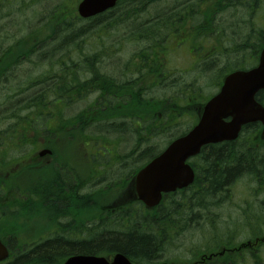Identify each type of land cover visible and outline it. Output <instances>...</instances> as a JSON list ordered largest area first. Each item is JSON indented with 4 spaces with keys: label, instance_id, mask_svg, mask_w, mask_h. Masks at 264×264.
I'll return each instance as SVG.
<instances>
[{
    "label": "rangeland",
    "instance_id": "obj_1",
    "mask_svg": "<svg viewBox=\"0 0 264 264\" xmlns=\"http://www.w3.org/2000/svg\"><path fill=\"white\" fill-rule=\"evenodd\" d=\"M81 1L82 0H0V43L3 39H9V44L16 43L19 39L30 40L31 45L29 44L28 48L23 51V53H25L29 48H32L31 51L36 50L35 45L45 40L43 43L45 52L53 51V47L56 44L64 42L62 33L60 36L58 35L56 38H52L55 34V28H62L63 24L64 27H69L72 30L71 32L74 31L78 35L69 48L71 54L69 63L72 64V62H74L75 67L80 65L81 68L86 66H99V76L102 77V75H106L108 80H113L117 86L125 88L128 97L131 96L129 85L131 83L135 84V82L142 77L153 76L148 75V73L149 68L154 66L156 68L154 73L157 74L159 72L158 75H161V77L157 75L158 78L153 77V80L146 77L138 81V83L139 85L141 84V87L142 84H144V90L146 89V93H141V96L146 99H152L159 104V109L155 111L154 116L143 117L151 124L148 128L163 127V130L159 131L155 129L149 131L148 134L156 132L157 135H152L153 137L146 138L147 141H145L140 135L138 136L137 133L138 126L143 124L138 118L139 120L134 122L135 128L132 129V131L123 132V134L112 132L104 126L111 125L113 122L121 119L122 122H124L126 119H129L130 116L128 114L123 116V118L116 116V114L121 113V110L118 111L115 109L117 104H111L110 102L106 104L103 102L104 97L101 99L100 106L93 108V101L96 100L99 91L95 88H90L88 90L84 88V97L77 103L73 102V104L71 103V99H65L63 117L64 121H69V119L74 120L81 111L87 108L89 111H92L90 117H93V121L100 119V127H103L99 128L97 124H94L85 131V135H89V138L93 141L92 143L89 141V143H84L79 136H76V139L73 140L68 137L63 138V135H60L59 140H54V137H50L51 139L49 140L39 135H37L38 139H36L33 134H30L29 140L35 139L37 142L27 141L24 143L25 146L23 145V148L20 150L8 148V146L3 143L5 147H0V151L3 152V149L6 151L5 154H7L6 156H8V160L11 161V163L0 166V194L2 195L0 196V215L5 218L3 219L0 216V235L6 239L11 237L16 239L15 246L18 251H20L21 248L24 249L26 246L42 242L47 237L48 239L54 236L64 237L65 234L74 236L73 238H68V240L91 241L92 239V241H96L99 236H95V229H97L99 225L98 219L100 217L103 218L106 213L114 216L118 215V211L122 209L125 212L127 208L125 204L136 205L135 187L132 178L135 172L142 168L145 163H138V155L149 146H155L157 150L162 151L167 144H169L168 142L174 138V135H180L184 132L189 125L192 124L191 122L200 107V103L205 97L208 98L210 96L209 94L216 89L217 79H220L223 70L232 67H244V65L251 66V59L247 55L242 56V54L230 56L231 59L214 56L204 63H199L197 60L192 61L193 56L189 54V50H181L178 48V41H175L177 38L174 36L164 41L168 42L167 46L169 48H178L174 50V52L168 51V53H171V56L166 62V65H170L171 69L174 70V74H167L164 76V71H161V67L163 66L162 63H150L147 59L143 58L138 59V62L142 63L144 66L142 74H138L137 71L140 66L137 65L136 59L130 57L133 53H140V51L146 47V45L140 41L145 40L148 43L145 49L149 51L151 43L161 42L163 39H149L150 37L145 39L140 36L138 39H135V43L127 42V36L130 33L128 29L130 23L123 24V22L119 23L116 21L120 15V11L96 21H81L77 16V7ZM175 1L176 0H162L148 13H145L141 21L149 22L154 16H160L162 13L161 10L168 8L170 5H174ZM186 2H188V0H186ZM124 16H127V13H125ZM73 17H76L77 20ZM187 22L188 21L183 20V23L174 25L175 30L179 28L185 30V28L189 27ZM102 28L110 31L100 33L99 31ZM146 29H149V25ZM240 30L244 37L248 39L247 43L251 41L255 35L248 29L241 28ZM154 33L155 37L161 36L160 31H155ZM138 40L140 41L138 42ZM184 40L185 47L189 49V38L185 37ZM199 44H203V37L201 35L197 36L196 45ZM202 46L203 52L206 55L215 52L217 47L216 44ZM58 49H60L59 46ZM153 51L155 53L151 54L157 55L166 52L162 48H157ZM244 51L249 52V49L245 48ZM60 53L59 51L56 57L52 59V62L61 61L66 63L67 67H70V64L66 60L60 59ZM143 56L147 57L146 54ZM43 57L48 59V56L45 54ZM15 58L17 60V65L14 71L9 69L7 60L0 58V145L3 139L6 138L7 131L10 127L19 124L22 120L26 121V117L33 118V112L36 109L34 105L31 104L30 97L32 94H35L38 89L41 94L46 91L48 87L47 83L53 84V76L56 74V71L52 68L47 69V67L50 66L48 63H39L35 66L36 56L32 57L33 63L31 64H26L19 55L15 56ZM87 58H91L92 61L90 63H85ZM143 61L145 62L143 63ZM26 67L30 69V83H32L33 77L44 76L45 79L42 78V85L30 87L29 91L26 93L20 92L13 94L17 97V102L20 101V97L22 100H26L28 106L27 108H23L20 103H10L9 107L12 108L10 111L5 108V101L8 94L11 93L8 91L10 88L15 92L19 91V83L23 85L27 84L24 81ZM189 67H192L189 73H184V70ZM205 68L208 69L207 72H204ZM8 69V75H4ZM202 72L205 74H202ZM165 77H169V80H164ZM183 77L187 79V83L190 85V90L188 92H190L191 96L186 99L183 106L179 107L174 105L170 109L174 110L172 114H176L177 111H179L177 112L178 115H181L183 112L185 114L186 112L188 113L184 117L179 116L176 121L170 118L175 125L173 127H165L163 124L167 122V119L161 121L158 119V116L164 109L166 110V108H168L167 102L173 101L171 98L177 95L182 97V99L186 98L182 96L179 90L181 87L176 86ZM147 81H152V84H147ZM78 90L81 91L82 89ZM80 91L78 92L80 93ZM53 100L54 99H51L50 101L53 102ZM47 109L49 110L46 112L52 114L53 109ZM57 118L58 117L55 116L51 120H56ZM146 126H149V124ZM165 128H168V131L162 133L165 131ZM75 135L78 134L76 133ZM9 136L14 137V135ZM7 139L8 138H6V140ZM140 140L141 147H138ZM90 143L92 145H90ZM48 147H51L53 150V156L50 160L41 161L39 159V153L43 149H49ZM24 155H26V157H24ZM127 156H130V158L127 159ZM46 159H49V157ZM101 163L104 166L103 169L109 171L106 180L102 184L99 183L102 176H98L95 180L93 179L95 177L94 171L99 172L97 165ZM37 165L46 166V168H41ZM51 166H53V169L44 173L47 168ZM89 166L93 174L90 173L91 169ZM57 170L59 171V175L54 172ZM7 172L9 173L5 178ZM72 175L78 176V178L74 180L75 182L79 179L90 181L82 186H78V184L74 182L71 187H74L76 184V193L78 196L87 198V195L98 194L100 188H103L105 192L101 194L102 197L98 195L100 198H96L97 196H95V200L87 207H85L87 205L86 200L79 201L72 198L73 196L64 199L63 191H65V193L68 192V187L66 186V188L63 184L69 185L70 182H67L65 178L69 177L70 180H73ZM115 179H119L117 183L125 184V182L128 181L129 183L120 186L119 191L118 189L109 188L113 183L111 185L108 183ZM27 182L33 183V185H36L37 182L40 184L39 198L31 196L30 199H21L23 193L28 194L26 188L30 186L26 185ZM22 184H24L23 187L21 186ZM62 186L64 188H62ZM12 187L16 189L12 190ZM260 187L263 186L256 185L255 181H252L250 176L243 177L235 183L229 194L224 195L225 200H222L223 202L220 204L221 206L219 208H213L209 211V208H207L209 205L207 203L206 205L208 206L206 210L203 211L202 209L201 213H199L198 210H195L193 213L189 211V204L195 205L198 203V200L191 198L194 196L193 191L186 197H180L177 200L180 202V204H178L180 207L179 209L175 210V205L168 208V210H175L173 212L171 211L173 216V218H171L175 220V227L177 228L174 230L176 233L174 232V236H172V240L174 241L169 249H167L166 258L169 260L179 259L191 263L193 260L192 255H200L202 251L203 254H205L210 250H217L220 245L218 241L221 240V238L225 241L228 236H232V240H228L227 242L231 243L233 246H238L246 242L251 235H253L255 229L261 228L262 231H264L261 224H257L256 226L255 224L252 226L247 224L249 219L255 222H257V218L261 219L257 214L259 213V205H261L260 201H264V190H256ZM32 188L34 189V187ZM3 191L5 192L3 193ZM29 194L27 196H29ZM67 195L72 194L68 192ZM218 200H220L219 196L216 201ZM98 201L100 206L95 208L94 202ZM22 202L26 203L27 206L22 208ZM247 203L251 205V209L245 210L246 208H243ZM6 204H8V206ZM90 205L94 207L91 208ZM76 208H79L77 210L78 214L74 211ZM165 209L166 207L164 205L162 211L165 212ZM14 211L18 213L16 217L14 213L12 214ZM184 215H187L188 219H193L190 223V229L186 232H184L182 228V225H184L182 221L185 220ZM196 219H199V221L195 222ZM209 219H212L213 225L209 223L206 224ZM262 221L261 219L260 222ZM113 223L120 224V222L117 221ZM119 224H106L107 228L105 230L107 232H105L104 235H108V230H111L110 234H121L120 232H122V229L119 227ZM161 225L162 224L158 223L160 229L161 227H165ZM6 226H9L12 235L8 232ZM210 227H223L224 229L221 231H228L218 233V235L214 237L216 238L215 243L211 240L212 238H208V236L212 234ZM62 228L64 229L63 232ZM152 229L156 232L159 231L157 227H152ZM172 231L170 232L172 233ZM262 236H264V233H261V235L257 237ZM166 244L167 247L168 243ZM203 244L206 249L203 247ZM259 251L261 252L260 256L262 261H264V244Z\"/></svg>",
    "mask_w": 264,
    "mask_h": 264
},
{
    "label": "trees",
    "instance_id": "obj_2",
    "mask_svg": "<svg viewBox=\"0 0 264 264\" xmlns=\"http://www.w3.org/2000/svg\"><path fill=\"white\" fill-rule=\"evenodd\" d=\"M161 1L162 0L122 1V3L120 4V8L122 7V14L119 15L118 13L119 16L116 21H118L119 23L123 22V24L130 23L131 25H133L130 27L133 32L130 37H128L127 42H130V40H132V36H137L138 31L140 32V22L143 15L145 13H148L151 9H153L155 5L159 4ZM211 1H214L212 7L210 6ZM222 5L223 4L218 0H188V2H186V0H176L174 5H170L168 8L161 10L162 13L160 16H154L149 20V22L144 23H151L152 26L150 27H156L160 22L164 23L162 24V26H169L170 22V26L172 24V26L174 27V25L181 24L183 20L189 21V23H191L190 25L193 26L190 29H192V31L194 30V32H196L197 34L208 33L209 29L211 34H215L214 40L217 43L219 53L226 50V46H224V43L227 40L226 45L232 43L233 45H235V47L238 48L234 55H247L250 57L251 61L256 62L259 56V52L264 43V29L244 28L250 30L252 33H255L252 40L247 43L248 39L244 37L243 33L240 30L241 28H243L241 27L242 25L239 24L235 19H233V14L231 15L228 11V8H230L234 4H232L231 2L227 5L225 4L223 8L218 11ZM117 11L119 10L117 9L113 13H116ZM125 13H127V16H124ZM225 15H228L229 18H232L229 23L223 18L225 17ZM104 17H108V13L97 17L96 19H94V21ZM171 17L174 20H172ZM73 18L77 20L76 17ZM203 22H206V24H203ZM54 31L55 34L52 38H56L62 33L64 42L56 44L53 47V51L49 52H45L43 44L45 40L35 45L36 50L31 51L32 48H29L25 53H23V51L28 48L29 44L31 45L30 40L19 39L16 41V43L13 44L8 43L9 39L1 40L2 42L0 43V58L8 61L10 70H16L17 60L15 56L19 55V57L26 64L33 63L32 57L36 56V62L34 63L35 66L39 63H48L50 66H48L47 69L52 68L56 71V74L53 76V84L47 83L48 87L46 91L41 94L40 90L38 89L37 92L35 94H32V96L30 97V102L36 109L33 112V118L26 117V121L22 120L19 124H15L10 127L7 131L6 136V138L8 139H3L0 147H5V145H7L8 148H11L13 150H20L21 148H23L24 143L27 141L37 142L35 139L29 140L30 134H33V136L35 135L36 139H38L37 135H39L49 140L51 139L50 137H54V140H59L60 135H63V138L68 137L72 138L73 140L76 139V136H79L84 143H92L93 141L89 138V135H85V131H87L94 124H97L99 128H103L100 127V119L93 121V117H90L92 111H89V109L87 108L86 110L81 111L79 115L74 118V120L69 119V121H64L63 117V107L65 104V99H71V103H77L84 97V88H87V90L90 88H95L100 92L101 96L104 97L103 102H105L106 104L109 102L111 104H117V106H115V109H117L118 111L121 110V113L116 114V116H118L119 118H123V116H125L126 114L130 116V118L126 119L124 122H122L121 119L119 121L113 122L111 125L104 126L112 132L123 134V132L132 131V129L135 128L134 122L139 120L138 118H140V116H154L155 111L159 109V104H157L152 99H146L142 97L141 93H146V89L144 90V84H142L141 87V84L139 85L138 83V81H141V79L143 80V78L149 76L142 77L140 80L135 82V84L131 83L129 85L131 89V96H129L128 100H121L119 98V88H121V86H117V84L113 80H108L106 75H102V77H100L98 74V71H100L99 66H86L84 68H81L80 65H78V67H75L74 62H72V64L69 63V61L71 60L69 48L72 45V42L74 43L78 35L74 31L71 32L72 30L69 27H64L63 24L62 28H55ZM109 31L110 30L102 28L99 32L106 33ZM58 46L60 49H58ZM245 48L249 49V53H246L244 51ZM59 51L61 52L60 59L66 60L70 64V67H67L66 63H63L61 61L52 62V59L56 57ZM141 53L147 54L146 51L140 52L139 54ZM250 53H254V56H251ZM44 54L48 56V59L43 57ZM217 56L224 57L225 55L219 54ZM140 58L146 59L143 55H140ZM91 61V58H87L85 63H90ZM144 62L145 61H143V63ZM137 65L140 66L137 73L142 74L144 66L138 61ZM163 68L165 67L162 66L161 71H164ZM9 69L4 75H8ZM155 70L156 68L154 66L149 68L148 75H153L149 77L151 80H153V77H161V75H158L159 72L157 74L154 73ZM29 71V67H26L24 81L27 84L23 85L19 83V91L15 92L12 90V88L9 89L7 86V88L9 89L8 92L11 93H9L7 96V99L5 101V108L9 109L10 111L12 110V108L9 107L10 103H20L22 104L21 107L23 108H27L28 106L26 100H22L20 97V101L17 102V97L13 94L20 92L26 93L29 91L30 87H37L43 84V79H45L44 76H38L36 78L33 77L32 83H30L31 75ZM165 75H167V73L164 71V76ZM164 80L168 81L169 77H165ZM147 84H152V81H147ZM176 86L181 87L179 90L181 91L182 96L186 98L182 99V97L177 95L171 99L173 100V102H175L174 104L180 105L183 102H186V99L191 96L190 92H188L190 90V85L187 83V79L183 77ZM78 89L82 90L80 91ZM78 91H80V93ZM51 99H54L53 102L50 101ZM258 100L264 104V92L258 95ZM47 108L53 109L52 114L46 112L49 110ZM55 116H57L58 118L56 120H51ZM174 118L176 121L177 118ZM141 121L143 124L137 129L138 136L140 135L142 139L147 141L146 138L153 137L152 135H157L156 132L148 134L149 131L155 130V128H148L151 126L148 120L142 117ZM148 124L149 126H146ZM260 129V125L249 126L244 130V135L237 142L206 147L202 151V153L193 161L192 164L193 167L197 170V178L194 185L187 191L167 197L165 199V203L160 207L159 211L149 212L145 210L140 204L136 203V205H126L127 208L125 212L122 209L121 211H118V215L114 216L106 213L103 218L100 217L98 219L99 225L97 226V229H95V236H99V238L96 241H92V239L91 241L68 240V238H73L74 236L65 234L64 237L54 236L53 238H49L46 241L44 240L42 242L26 246L20 251L15 250L16 247L13 244H10L15 258L12 259V263L8 264H55V262L57 264H60L62 260L74 254L109 256L114 253H122L131 261L140 264H160V261L168 262L166 255L167 249H169V247L173 243L172 236L174 235L172 230H176L177 228L175 227L174 220L172 219L173 216L171 214V211L173 212L176 209L180 208L178 205L180 204V202L177 201L180 197H186L193 191L194 196H192L191 198L198 200V203L195 205L189 204V211L193 213L195 210H198V212L201 213V210H206V207L208 205L209 207L207 208H209V211L213 208H219L221 206L220 204L223 202L222 200H225L224 195L229 194L231 188L235 185V183L243 177L250 176V178H252L256 182V185L263 186L258 189L264 190V141H262L260 138ZM167 131L168 128H165V131H163L162 133H166ZM76 133L78 135H75ZM9 135H14V137H11ZM173 137L175 138V135ZM91 143L90 145H92ZM140 144L141 140L138 143V147H141ZM160 152L161 151L157 150L155 146H149L138 155V163L145 162V165L147 162H150L152 159H154ZM5 153L6 151L4 149L3 152L0 153V166L11 163V161L8 160V156H6L7 154ZM24 157H26V155H24ZM126 158L129 159L130 156H127ZM102 163L97 165L99 168V172L94 171L95 177L93 178L95 180V178H98V176H102L99 180V183L101 184L104 183L109 172L103 169L104 166ZM40 167L46 168V166ZM52 169L53 166L47 168L46 172L44 173H47ZM138 171L139 170H137L135 174ZM54 172L59 175L58 170ZM90 173H92V169ZM72 177L73 180H70L69 177L65 178V180L67 182H70V184H63V186H67L68 192H70V194L72 195H67L68 192L65 193V191H63L64 199L69 198V196H73L72 198L79 201L86 200L87 205L85 207H87L95 200V196H97L96 198H100L102 197L101 194L105 192L103 188H100L98 194H89L87 195V198H82L76 193V184H78V186H82L85 183H89L90 181L79 179L77 182H75L74 180L78 178V176L72 175ZM117 181L119 182V179H115L112 182H109L108 184L110 185L113 183L109 188L119 189L120 186L127 185L129 183V181L125 182V184L117 183ZM74 182L76 183L75 186L71 187ZM24 184H22L21 186L23 187ZM26 185L30 186L26 188L28 194L31 191L32 192L29 194V196H27L28 194L24 193L21 196H26V199H30L31 196L38 198L40 197V184L38 182L36 185L27 182ZM63 186L62 188H64ZM32 187H34V189ZM12 189L16 188L12 187ZM17 191L19 190L17 189ZM4 192L5 191H3V193ZM98 195L100 197H98ZM0 196L2 195L0 194ZM218 196L220 200L216 201ZM94 203L95 208H98L100 206L99 201ZM207 203L208 205H206ZM260 203L261 205H259V213L256 214L263 221L260 222L261 219L259 218H257V222H255L254 220L251 221L249 219L247 224L249 226H252L253 224H255V226L257 224H261L264 229V201H260ZM6 205L8 206V204ZM164 205L166 207L165 212L162 211ZM172 205L176 206L174 207L175 210H168V208ZM21 206L22 208H24L27 206V204L22 202ZM90 206L91 208L94 207L92 205ZM243 209H251V205L247 203ZM13 213L16 212L14 211L12 212V214ZM0 216L1 218L5 219L2 215ZM184 218L185 220L182 221L184 223V225H182V228L184 229V232H186L190 229V223L193 219H188L187 215H184ZM199 219H196L195 222H198ZM116 221L120 222V224L113 223ZM158 223L162 224L161 226L165 227H161L160 229ZM208 223L213 225L212 219H209V221L206 222V224ZM106 224H119V227L122 229V232H120L121 234H110L111 230H108V235L105 236L104 233L107 232L105 230L107 228ZM6 227L8 232L12 235L9 230V226ZM152 227H157L159 231H154ZM210 228L217 229L216 227ZM170 231H172V233ZM261 233H264V231H262L261 228H257L254 230L253 236H259L261 235ZM212 235V238L215 239L214 237L217 234L213 233ZM228 240H232V236H228L227 240L225 241L223 240V238H221V242H224V247L231 249L235 247L231 243L227 242ZM9 241L10 239L8 240V242ZM166 243H168L167 247ZM30 247L33 248L28 249ZM247 259L251 260L250 263L246 262ZM247 259L238 256V254H226L222 258L220 257V259H217L212 264L263 263L260 255L252 254L251 258L247 257Z\"/></svg>",
    "mask_w": 264,
    "mask_h": 264
},
{
    "label": "water",
    "instance_id": "obj_3",
    "mask_svg": "<svg viewBox=\"0 0 264 264\" xmlns=\"http://www.w3.org/2000/svg\"><path fill=\"white\" fill-rule=\"evenodd\" d=\"M119 0H84L79 14L88 19L116 6ZM264 90V50L259 66L249 72L229 76L221 93L206 107L199 124L188 135L172 143L160 156L151 161L137 175L135 186L138 198L148 208L158 206L163 194L184 189L193 184L195 175L187 161L209 144L235 141L242 127L249 123L264 125V108L255 95ZM232 118L230 123L224 120ZM264 137V132H263ZM44 151L40 157L50 155ZM8 257V250L0 240V262ZM65 264H132L119 254L109 263L105 258L73 257Z\"/></svg>",
    "mask_w": 264,
    "mask_h": 264
},
{
    "label": "flooded vegetation",
    "instance_id": "obj_4",
    "mask_svg": "<svg viewBox=\"0 0 264 264\" xmlns=\"http://www.w3.org/2000/svg\"><path fill=\"white\" fill-rule=\"evenodd\" d=\"M223 5L218 11H220L223 6L229 4L232 5L228 8L229 13L233 14V19H235L243 28L248 29H264V0H218ZM212 7L214 1L210 2ZM228 23L232 18H229L228 15L223 17ZM206 23V22H203ZM254 33V32H253ZM255 34V33H254ZM206 45V43H204ZM206 55L205 53L203 54ZM251 56H254V53H250Z\"/></svg>",
    "mask_w": 264,
    "mask_h": 264
},
{
    "label": "bare ground",
    "instance_id": "obj_5",
    "mask_svg": "<svg viewBox=\"0 0 264 264\" xmlns=\"http://www.w3.org/2000/svg\"><path fill=\"white\" fill-rule=\"evenodd\" d=\"M84 0H82L80 3H79V5H78V7H77V11H79V6L81 5V3L83 2ZM55 2V1H54ZM51 151V150H49V149H43L40 153H39V156H40V154L41 153H43L44 151ZM51 153L53 154V152L51 151ZM37 241V240H36Z\"/></svg>",
    "mask_w": 264,
    "mask_h": 264
}]
</instances>
